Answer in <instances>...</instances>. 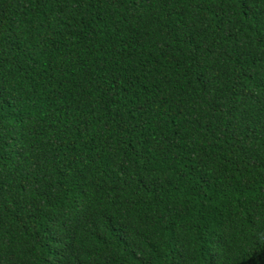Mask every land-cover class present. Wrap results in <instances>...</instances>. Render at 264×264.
<instances>
[{
  "label": "trees",
  "instance_id": "1",
  "mask_svg": "<svg viewBox=\"0 0 264 264\" xmlns=\"http://www.w3.org/2000/svg\"><path fill=\"white\" fill-rule=\"evenodd\" d=\"M0 264H264V0H0Z\"/></svg>",
  "mask_w": 264,
  "mask_h": 264
}]
</instances>
